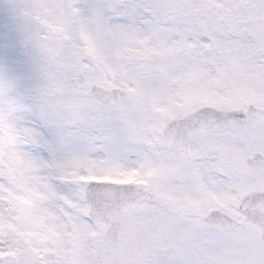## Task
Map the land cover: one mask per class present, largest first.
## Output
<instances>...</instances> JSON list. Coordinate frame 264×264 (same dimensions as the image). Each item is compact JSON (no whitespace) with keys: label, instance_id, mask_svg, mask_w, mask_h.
<instances>
[{"label":"snow or ice","instance_id":"obj_1","mask_svg":"<svg viewBox=\"0 0 264 264\" xmlns=\"http://www.w3.org/2000/svg\"><path fill=\"white\" fill-rule=\"evenodd\" d=\"M0 264H264V0H0Z\"/></svg>","mask_w":264,"mask_h":264}]
</instances>
